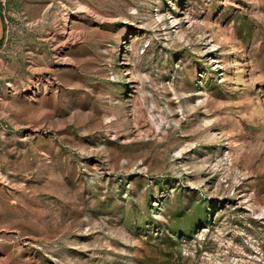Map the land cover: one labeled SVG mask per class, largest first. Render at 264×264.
<instances>
[{"label": "rangeland", "instance_id": "1", "mask_svg": "<svg viewBox=\"0 0 264 264\" xmlns=\"http://www.w3.org/2000/svg\"><path fill=\"white\" fill-rule=\"evenodd\" d=\"M0 15V264H264V0Z\"/></svg>", "mask_w": 264, "mask_h": 264}, {"label": "crops", "instance_id": "2", "mask_svg": "<svg viewBox=\"0 0 264 264\" xmlns=\"http://www.w3.org/2000/svg\"><path fill=\"white\" fill-rule=\"evenodd\" d=\"M2 18H1V15H0V35H1V29H2Z\"/></svg>", "mask_w": 264, "mask_h": 264}]
</instances>
